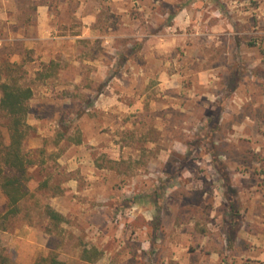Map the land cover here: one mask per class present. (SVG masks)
<instances>
[{"label":"rangeland","instance_id":"rangeland-1","mask_svg":"<svg viewBox=\"0 0 264 264\" xmlns=\"http://www.w3.org/2000/svg\"><path fill=\"white\" fill-rule=\"evenodd\" d=\"M4 82L33 91L12 264H264V0H0Z\"/></svg>","mask_w":264,"mask_h":264},{"label":"trees","instance_id":"trees-1","mask_svg":"<svg viewBox=\"0 0 264 264\" xmlns=\"http://www.w3.org/2000/svg\"><path fill=\"white\" fill-rule=\"evenodd\" d=\"M0 112L6 117V127L9 133V143L0 147V188L7 198L5 216H14L19 212V203L26 196L27 170L30 160L26 159L22 144L28 134L30 125L26 121L28 101L33 95L30 87L17 83L4 82L0 85ZM49 218L56 224L62 221L63 215L48 207ZM96 248L83 249L80 258L92 263L100 257ZM0 264H12L0 245ZM34 264H66L59 253L50 252L39 256Z\"/></svg>","mask_w":264,"mask_h":264}]
</instances>
